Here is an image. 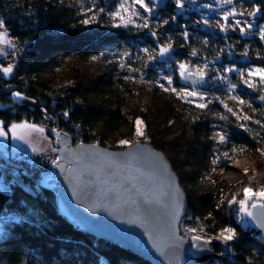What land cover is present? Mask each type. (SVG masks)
I'll return each mask as SVG.
<instances>
[{"label": "trees", "instance_id": "trees-1", "mask_svg": "<svg viewBox=\"0 0 264 264\" xmlns=\"http://www.w3.org/2000/svg\"><path fill=\"white\" fill-rule=\"evenodd\" d=\"M58 1L0 0V18L6 21L2 30H8L9 38L19 45L17 71L12 80H3L0 85V121L7 132L12 124L43 127L45 121L40 108L20 105L12 94L2 91L3 87L15 85L48 105L49 114L55 117L62 133L72 138L74 145L97 142L103 145L112 137L116 149L128 147L134 143V122L139 118L143 121L142 139L167 157L176 173L186 168L205 169L208 160L217 154L236 156L256 148L258 138L253 130L261 126L254 121L264 124V100L260 99L264 96V87L242 91L245 103L240 106L241 112L250 117L249 129L245 131L225 108L231 104L219 86L211 84V76L221 75L229 63L242 70L247 66L264 68V42L257 37L243 40L239 32H220L215 22L210 23V29L202 28L204 20L200 11L182 8L183 14H180L172 4L148 20L146 29H113L101 22L85 29L70 28L73 12L58 5ZM146 3L151 7L149 0ZM234 5L240 13L251 11L253 5L260 7L262 11L255 16L242 17L253 23L254 28L264 26V0H239ZM165 20L167 24H163ZM152 31L157 35L153 36ZM184 32L188 33L187 39L182 35ZM154 43L172 45L171 74L176 88H179L176 69L180 62L187 63L188 68L214 64L216 73L213 70L211 76L208 74L209 88L205 91L213 100L205 108L189 107L170 91L156 88L146 92L145 104L136 105L137 95L130 92L128 85L118 83L101 87V95L111 102L109 107L91 98L101 84L99 79L87 78L81 67L83 58L99 55L105 47H112L124 55L127 53L128 64L145 72L148 61L142 55L147 50L155 56ZM193 50L197 55H191ZM244 52L248 55L244 56ZM10 58L12 61V53ZM154 62L157 68H164L163 64ZM55 69H63V77L57 84L49 85L44 82V74ZM150 71L146 73L152 77ZM237 80L240 86V79ZM153 104L161 110H155ZM123 108L127 120L122 117ZM222 115L226 119H220ZM167 119L180 126L178 137L173 136ZM217 133L226 137L223 143L218 137L213 138ZM121 140L128 141V145H121ZM8 160L22 167L21 170L11 167L19 174L21 183L11 182L7 192L0 189V264H150L116 244L77 230L57 214L54 191L37 188V180L27 173V168ZM0 165H5L1 159ZM261 167L259 179H252L246 187L256 191L264 187V162ZM1 175L0 171V179ZM206 205L211 207L209 211L205 210ZM187 206L192 219L201 221L202 214L207 213L214 218L212 228L230 227L236 231L237 238L230 244L236 264H264V249L254 234L240 231L233 216L219 208L217 202L195 196ZM221 264L233 263L221 261Z\"/></svg>", "mask_w": 264, "mask_h": 264}, {"label": "rangeland", "instance_id": "rangeland-1", "mask_svg": "<svg viewBox=\"0 0 264 264\" xmlns=\"http://www.w3.org/2000/svg\"><path fill=\"white\" fill-rule=\"evenodd\" d=\"M49 1V0H48ZM239 0H233L231 4L224 3L223 0H205L201 5L197 6L192 11H200L201 19L204 21H208L207 24L202 21L201 27L205 29L208 28L210 23L215 22L225 23L227 27V31L232 32H240L237 27H235V21L240 20L244 22L249 21L245 20L242 15H239V11L235 7V2ZM112 2V3H111ZM122 0H60L58 1V5H62L63 7L69 9L73 12L72 14V22L70 24V28H78L85 29L91 27L98 22H101L103 26L108 28H137L136 25L142 23L141 19L136 16H132V11H138L140 16H144L148 18V15L143 9H140L138 6H134L131 11H124L120 8ZM125 6L128 7L131 4H128L125 0ZM184 3V2H183ZM175 5V2H174ZM207 5V6H206ZM184 9H188L190 12L189 6H184ZM182 8H179L181 11L180 14H183ZM89 9L91 11H89ZM103 9V11H101ZM188 11V12H189ZM234 12L236 15L229 17V22H225L222 20V17L226 15L228 12ZM119 12L120 16L125 19L131 17L132 23L124 26L123 21L120 18L114 19L112 13ZM204 17V18H203ZM1 19V18H0ZM88 20V23H84L83 21ZM149 20V19H148ZM251 28H247L245 30L246 34L251 35L253 38H259L260 29L254 28V24L250 23ZM243 24L241 25V27ZM220 32H223L220 30ZM0 33H3L4 39L10 41V38L7 33L3 32L0 29ZM252 38V39H253ZM251 39V40H252ZM262 41V40H260ZM264 42V41H262ZM13 55L12 45L0 43V67H6L11 64L12 61L10 55ZM155 56L152 60H148V57L151 55L150 52L144 51L143 58L147 59V63L145 65V72L137 70V68H133L127 62L126 56L118 49L112 47H105L103 52L99 55H90L82 59V69H85L87 78L99 79V83L101 84L98 89L91 95V98L98 99L102 101L103 107H109L111 102L101 95V90L103 85H110L111 83L118 84H126L129 86L130 92H133L137 95V99L135 101L136 105H142L146 103V92L152 88H156L160 91H164L160 84H164L167 86V80L165 77L172 78V88L180 90L184 87L179 86V88L175 87V81L171 74V69L173 68V63H171V58L168 59L165 63H163L164 68H157L155 66V62H157V52L155 50ZM231 60V59H230ZM205 65H198L197 67L188 68V71L195 72L198 67H203ZM225 68H233L234 70L231 72H225L220 75L219 73L216 76H225L226 80L212 79L211 84H217L219 89L225 93L227 96V101L231 104L229 107L232 109L230 112L232 118L240 125L244 124L246 128L249 127V121L243 120L241 117V104L239 100H243V96L245 92L243 90H252L255 88L264 87V84L260 83L259 76H253L251 78L247 77V71L249 69L259 68L257 66H247L246 69L235 68L232 63H229L225 66ZM224 68V69H225ZM151 70L150 75H147V71ZM216 73L214 68V64L207 65V74L205 76L207 87L204 90L195 89L197 92L202 93L204 95V100L200 101L198 97H190L193 102L189 103L188 99H183L187 106L192 108H199L196 105L198 103L203 102L207 105L209 102L213 100L211 96L205 93L207 88H209V79L208 74L211 76V73ZM177 74L180 73L179 67L176 69ZM245 72V78L251 79L254 83V87L249 88L246 84H244L240 79V72ZM63 69H55L49 71L44 74V82L49 85L57 84L59 80L63 77ZM1 74V78L6 81H10L13 79L14 72L5 76L3 73ZM209 76V77H210ZM212 75L211 77H213ZM238 79H240V86L237 83ZM229 84L235 85V88L229 90ZM188 89V88H187ZM193 90V89H189ZM166 92V91H165ZM169 92V91H167ZM171 92V91H170ZM14 93V92H13ZM15 102L20 105L28 106L31 109L40 108L43 116L44 123L43 128L44 132L31 131V130H23L18 129L16 134H13L10 131L5 130V135L0 137V151L5 155L6 158L21 164L25 168L28 169V174L35 177L37 180V188L44 187L54 190L55 188H59L61 181L60 178L63 176V170L60 168L59 170V159L56 154L53 153V140L50 137V132L58 130L59 132H63L60 130V126L56 121L55 117L51 116L48 111H45L41 107H39L36 101L24 96L26 98H18L13 96ZM176 97H180L176 95L174 92H171ZM232 97H238V99H232ZM181 98V97H180ZM227 103V104H229ZM55 104L52 103L51 107L53 108ZM155 110H161L160 106L157 104H153ZM202 109V108H199ZM121 114L124 120H127L126 109L121 110ZM163 117H166L165 113ZM168 127L171 130L174 137H178L181 134L180 126L173 120L167 119ZM0 127H3V123L0 121ZM249 129V128H248ZM253 130L256 134V145L255 149L249 150L246 153L238 154L236 156H231L229 154L224 155H215L208 160L205 169H200L199 171L194 170L193 168H186L184 170L180 169L177 171L174 170L170 165V162L167 157L164 158L169 163L172 171L174 172L178 183L181 187V190L185 196L187 205L188 202L191 203L196 196L197 199L202 200L208 198L210 202L215 201L218 204V207L221 209H225L228 215H232L236 224L239 225L240 231H248L246 222V215L240 212V205L233 204L228 205L226 201L231 199L234 195L238 199H243V188L246 187L245 184L250 183L252 179H259L262 174L261 164L264 162V129L262 127L254 128ZM141 130L143 131V127L141 126ZM122 129L120 132H123ZM134 143H146L149 144L148 141L142 139V136H137L136 133V125L134 122ZM17 136H23L22 139L16 138ZM58 142H62V144L68 146V140L66 139H57ZM106 143L100 145L99 142L94 145L101 146L103 148L109 150H121L124 148H115L114 140L112 137H108ZM131 144V145H133ZM219 157V159H217ZM0 171L2 173L0 179V189L4 192L9 191V184L11 182L21 183L19 174L17 171L8 167L6 165H0ZM65 171V170H64ZM182 183V184H180ZM264 187H259L257 189L260 190ZM256 191V190H253ZM224 201V202H222ZM256 203V206H260L264 201H260L258 198L253 197L246 204V209L248 211L249 207H253L252 204ZM206 211H209L211 208L209 205H206ZM188 207V206H187ZM204 210H202L203 213ZM214 212V211H213ZM206 223V224H205ZM215 225L214 218L212 215L204 213L202 214L201 221L192 219L189 213V209L187 208L186 214L182 219L179 231L180 235L184 238L192 241V237L195 235H199L202 237L201 240H208L210 243L214 244V248L211 247L212 252H214L218 256V260L215 261L214 264H221V261H227L228 263H236L233 259V252L230 248V244L237 238V234L235 238L227 243H224L220 240L215 239L217 235L221 232V230H216L212 228ZM188 228L197 229L196 232H187ZM202 229V231H200ZM218 249L219 252H215Z\"/></svg>", "mask_w": 264, "mask_h": 264}, {"label": "water", "instance_id": "water-1", "mask_svg": "<svg viewBox=\"0 0 264 264\" xmlns=\"http://www.w3.org/2000/svg\"><path fill=\"white\" fill-rule=\"evenodd\" d=\"M168 0H150L153 11L148 19L157 17ZM204 0H193L194 9ZM243 40L251 35L241 34ZM162 45L154 43L157 53ZM157 54V62L165 63L173 55ZM179 86L188 89L207 87L206 79L198 80L187 72L178 74ZM7 94L20 92L49 110L38 96L21 87L2 88ZM54 118V117H53ZM53 153L59 159L60 178L56 194L57 214L81 232L92 234L116 244L150 264H207L218 260L212 243L190 241L180 235L179 226L186 214L187 202L178 180L164 156L150 144L136 143L121 150H109L94 144L74 145L70 136L51 131ZM57 139L68 140V146ZM1 161L14 169L22 167L10 162L0 151ZM65 170V171H64ZM247 227L264 249V208L250 207ZM199 245L193 248V244Z\"/></svg>", "mask_w": 264, "mask_h": 264}, {"label": "snow or ice", "instance_id": "snow-or-ice-1", "mask_svg": "<svg viewBox=\"0 0 264 264\" xmlns=\"http://www.w3.org/2000/svg\"><path fill=\"white\" fill-rule=\"evenodd\" d=\"M223 2L231 4L233 2V0H223ZM175 4H176L177 8H182L183 7V0H175ZM134 6H138L140 9H143L145 12H148V13H151L153 11V7H150L149 3H146V0H132V4L129 5L128 7L125 6L124 0H122V2L120 4V8L122 10H124V11H131ZM89 11H91V10L89 9ZM101 11H103V9H101ZM260 11H262V9L260 7H257L256 5H253L251 11H245V12L239 13V15H244V16L251 17V16H255ZM233 15H236V13L230 11V12H228L226 15H224L222 17V20L225 21V22H228L230 24L231 22H229V17L233 16ZM112 16H113L114 19L120 18L123 21L124 26H127V24L133 22L131 17L125 19L124 17L120 16L119 12L112 13ZM132 16L139 17L141 19V21H142V23L136 25L137 28H144V29L149 28V21H148L147 17L140 16V13L138 11H132ZM172 19H175V17H172ZM83 22L84 23H88L89 21L85 20ZM167 23H168L167 20L163 21V24H167ZM204 23L207 24L208 21H204ZM242 24H243V26L241 27ZM217 26L220 28L221 31H227V27H226L225 23H219ZM251 26L252 25L250 23H248V22H244V21H240V20H236L235 21V27H237L239 29L241 34H245V30L247 28H251ZM5 27H6V21L3 20V19H0V29H3ZM151 34L153 36H156L157 32L152 31ZM182 35L186 39L188 38V33L187 32H184ZM259 38H260V40L264 41V26H262L260 28ZM0 43L10 44V41L4 39L3 33H0ZM171 48H172L171 43H166L163 46H161V48L159 49V53H157V54L158 55H163L165 53H168ZM145 51H147V50H145ZM221 51H223V49H221ZM125 55H127V53H125ZM191 55H197L196 50H193ZM243 55L247 56L248 53L244 52ZM153 58L154 57L150 55L148 57V60H152ZM216 59H219V57L217 56ZM188 67H189L188 64L185 63V62H180L179 63V70H180V73H181L182 76L184 75L185 72H187L189 76H196L198 80L203 81L205 79V76L207 74V65H205L203 67H198L195 72L188 71ZM12 70H13V65H11V64L7 65L6 67H0V73H3L5 76H7L10 73H12ZM233 70H234L233 68H225L224 69L225 72H231ZM253 76H259L260 77V83L264 84V68L249 69L247 71V77L251 78ZM165 79L167 80V86H165L164 84H160V87L164 91H166V92L167 91L174 92L176 95H179L181 97V99H188L190 97H198L200 101L204 100V95L202 93L197 92L195 89L189 90L187 88H182L180 90H177V89L171 87L173 81H172V78L170 76L169 77H165ZM211 79H219V80L223 81V80H226L227 77H225V76H213V77H211ZM240 79L249 88L254 87L253 81L251 79L245 78V72H243V71L240 72ZM233 88H235V85L229 84V90H231ZM13 96L18 97V98H26V97H23L20 92H14ZM232 99H238V97H232ZM260 99L264 100V96H261ZM188 102L192 103L193 101L191 99H188ZM239 103L240 104H244L245 101L239 100ZM196 106L199 107V108H205L206 107V105L203 102L198 103ZM225 108L227 109L228 112H232V109L231 108H227V105H225ZM232 114L235 115L234 112H232ZM64 115L67 116L68 113L65 112ZM219 118L220 119H226V117L223 116V115L220 116ZM241 118L243 120H245V121L250 119V117H248V116H242ZM254 123L260 124V126L262 128H264V124H261L260 121H254ZM142 124H143V121L140 120L139 118H137L136 121H135V125H136V133H137L138 137L143 135V132L141 130ZM238 127L243 128L245 131H248V129L245 127L244 124H240V125H238ZM18 129L38 131V132H41V133L44 132L43 128H37L36 125H31V124H26V123L12 124L8 128V131L12 132L13 134H16ZM5 134H6L5 133V129L3 127H0V137H3ZM217 137L219 138V141L221 143H223L225 141V139H226V137L224 135H221L220 133H217L216 137H213V138L215 139ZM16 138L22 139L23 136H17ZM128 143L129 142L126 141V140H121L120 141L121 145H128ZM241 151H244V149H241ZM217 159H219V157ZM253 197L258 198L260 201H264V188H261L258 191H253L252 188L244 187L243 188V199H238L234 195L231 199H228L226 201V203L228 205L239 204L240 205V212L244 213L245 215L251 216L252 213L247 211L246 204ZM222 202H224V201H222ZM252 206L256 207V203H253ZM260 207L264 208V203H261ZM245 223H247V222H245ZM260 227H264V224H261ZM196 231H197V229H195V228H188L187 229V232H190V233L196 232ZM200 231H202V229H200ZM235 236H236V231L234 229H232L230 227H225V228H223L221 230L219 235H217L215 237V239L220 240V241H222L224 243H227V242L233 240L235 238ZM192 239L195 240V241H201L202 237L199 236V235H195V236L192 237ZM208 243H209L208 240H204L203 241V244H205V245L208 244ZM192 247L193 248H197V247H199V245L194 243L192 245Z\"/></svg>", "mask_w": 264, "mask_h": 264}, {"label": "built area", "instance_id": "built-area-1", "mask_svg": "<svg viewBox=\"0 0 264 264\" xmlns=\"http://www.w3.org/2000/svg\"><path fill=\"white\" fill-rule=\"evenodd\" d=\"M125 1H126L128 4H132V0H125ZM2 31L5 32V33L8 32V30H6V29H4V30H2ZM10 43H11V45H12V52H13V58H12L13 72H16V71H17V70H16V65H17V62H18V60H19V53H18V51H19V45H18L17 41L12 40V39H10ZM2 82H3V79L0 78V85L3 84ZM247 232H249V233H253L250 229H248ZM233 264H236V263H233Z\"/></svg>", "mask_w": 264, "mask_h": 264}, {"label": "flooded vegetation", "instance_id": "flooded-vegetation-1", "mask_svg": "<svg viewBox=\"0 0 264 264\" xmlns=\"http://www.w3.org/2000/svg\"><path fill=\"white\" fill-rule=\"evenodd\" d=\"M204 1H205V0H204ZM204 1H203V2H204ZM174 2H175V0H168L167 3H166V7H167L169 4L174 5ZM183 2H184L183 5H184V6H189V7H190V10L192 11V9H193V8H192V2H193V0H183ZM203 2H202V3H203ZM202 3H200V5H201ZM174 6L176 7V4H175ZM151 7H153V6L151 5ZM176 8H177V7H176ZM165 9H166V8H165ZM165 9H164V10H165ZM177 9H179V8H177ZM194 9H195V8H194ZM164 10H163V11H164ZM179 11H180V10H179ZM160 12H161V11H160ZM180 12H181V11H180ZM158 14H159V13H158Z\"/></svg>", "mask_w": 264, "mask_h": 264}, {"label": "bare ground", "instance_id": "bare-ground-1", "mask_svg": "<svg viewBox=\"0 0 264 264\" xmlns=\"http://www.w3.org/2000/svg\"><path fill=\"white\" fill-rule=\"evenodd\" d=\"M215 246H214V244H212V248H214Z\"/></svg>", "mask_w": 264, "mask_h": 264}]
</instances>
